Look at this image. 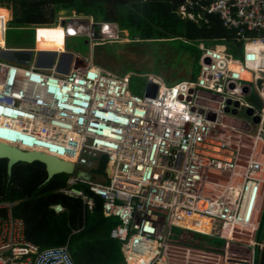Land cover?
<instances>
[{"label":"built area","instance_id":"2783aa9c","mask_svg":"<svg viewBox=\"0 0 264 264\" xmlns=\"http://www.w3.org/2000/svg\"><path fill=\"white\" fill-rule=\"evenodd\" d=\"M176 14L197 25L214 17L230 37L197 43L193 80L169 85L145 75L142 96L130 93V74L88 59L66 72L57 60L0 61V143L70 161L74 173L58 192L88 212L101 201L103 216L118 221L109 236L120 242L122 264H232L188 231L248 246L255 264L263 246L256 234L264 211V0H184ZM65 25L63 37L96 39L91 21ZM100 26L101 36L117 38L113 26ZM31 51L37 59L38 47ZM102 157L106 176L76 175ZM15 204L0 202V264H75L68 242L41 249L28 241ZM180 214L211 219L210 232L175 224ZM173 228L184 230L180 243L169 242Z\"/></svg>","mask_w":264,"mask_h":264},{"label":"trees","instance_id":"16d2710c","mask_svg":"<svg viewBox=\"0 0 264 264\" xmlns=\"http://www.w3.org/2000/svg\"><path fill=\"white\" fill-rule=\"evenodd\" d=\"M182 1L0 0V11L4 12L8 19L9 10L10 22L20 27H54L61 9L71 10L74 16L89 17L95 22L117 23L121 30H127L131 40L139 39L143 43L180 42L178 60L185 62L183 57L186 59L187 56H192V64L199 68L198 41L209 44L230 37L231 32L226 31L214 17L209 19V24L201 26L181 20L174 10ZM1 31L3 30L0 27ZM181 40H184V43ZM19 56L24 61L30 58L27 54V57ZM159 62H162L163 66L178 65V62L175 66L173 60L164 58H160ZM192 72L188 79H195V73ZM155 75L161 77L159 74ZM105 160L106 158L102 157L97 169L91 170L90 174L106 176ZM6 164V160H0V202L16 203L13 213L23 220L28 241L41 249L61 246L68 242V249L75 264L123 263L120 243L109 236L111 228L118 221L103 216L100 200L96 199L95 208L88 212L80 200L58 192L66 186L68 175L59 174L45 182L46 172L43 164L34 162L17 163L8 176ZM77 188L92 195L82 185ZM57 204L63 207L60 214L51 210V207ZM256 240L264 244V211ZM208 248L216 250L213 245H208ZM255 264H264V245L256 251Z\"/></svg>","mask_w":264,"mask_h":264},{"label":"rangeland","instance_id":"374dc122","mask_svg":"<svg viewBox=\"0 0 264 264\" xmlns=\"http://www.w3.org/2000/svg\"><path fill=\"white\" fill-rule=\"evenodd\" d=\"M69 16L70 14L63 17L61 16L59 20L65 19L66 17L69 18ZM6 21L7 19L4 12L0 11V27H2V29L5 28ZM64 27L66 28V25ZM98 29L99 32H102V27H98ZM46 30L47 29L42 28V33L38 28L20 27L9 21L4 33L5 48L7 51L10 49L15 52H5V50L3 51L1 49L0 61L20 65L17 62L24 60L23 58H20L19 55L26 56V53L16 52L35 49L36 35H38L41 37L39 38V43L37 45L38 51H61L64 46L65 53L70 55L71 59L68 71L73 66L76 58H80L83 61L84 59H88L93 65L106 69L118 76H123L126 73L130 74L129 91L133 95L142 96L144 94L147 85L145 75L149 73L161 75L166 84L169 85L189 78L192 71L195 73V78L198 76L199 68L192 64V56H187L186 59L183 57L182 59L185 60V62L178 60L177 54L181 51L178 48L181 44L180 42L167 41L166 43H143L140 40L131 39H129L130 42H125V40L119 38V40H117L119 42H113L108 39L104 41L93 40L85 43L87 40V36L85 35H76L73 37H63L62 35H58L51 38L44 35L47 34ZM53 30H55V28H53ZM118 30H121L120 25H118ZM103 35L107 36L104 33ZM119 36L122 37L123 34H119ZM128 37H130L129 34ZM94 42L98 43L93 45L92 43ZM181 42L184 43V40H181ZM175 52L176 56L174 55ZM56 57V55L51 56L52 63L50 66L54 65ZM160 58L171 61L173 60L174 65L176 66L177 62L178 65L176 67H171L170 65L163 66L161 64L162 62H159ZM35 59L36 57L32 54L30 63L34 64ZM81 65L80 62L77 64V66ZM239 117L242 116L240 115ZM80 172H84L87 175L90 174L88 169L78 166L76 168V175ZM182 232H184V230L180 231L173 228V236L169 238V242L180 243L178 237ZM190 233L193 232L188 231V234ZM194 234V239L202 237L208 245H213L217 251L224 252L230 257L232 264H250L251 251L248 246L236 243H226L218 238H210L199 233Z\"/></svg>","mask_w":264,"mask_h":264},{"label":"water","instance_id":"95a60500","mask_svg":"<svg viewBox=\"0 0 264 264\" xmlns=\"http://www.w3.org/2000/svg\"><path fill=\"white\" fill-rule=\"evenodd\" d=\"M69 10H62L60 11L61 16H66L69 14ZM61 24H64L62 21ZM39 36L36 35V43H39ZM85 43H87L85 41ZM37 48V47H36ZM9 52H15V51H9ZM19 53H28L31 55L32 51H19ZM42 54V51L39 52V55ZM55 54V53H54ZM70 56V55H69ZM64 57V56H62ZM36 66L40 67L41 62L38 59L36 62ZM68 70V69H67ZM65 70V72L67 71ZM247 114L251 115L252 110H247ZM255 122H258V118L254 119ZM0 160H6V170L7 175L10 176L11 169L14 165L17 163H25V164H32L34 162H38L43 164L46 172V179L45 182H48L52 177L59 175V174H65V175H72L74 173V165L68 161H64L62 159H59L58 157L45 153V152H39V151H22L16 147H13L9 144L0 143ZM79 176H84V173H79Z\"/></svg>","mask_w":264,"mask_h":264},{"label":"crops","instance_id":"0c3cea01","mask_svg":"<svg viewBox=\"0 0 264 264\" xmlns=\"http://www.w3.org/2000/svg\"><path fill=\"white\" fill-rule=\"evenodd\" d=\"M184 1V0H183ZM183 1H182V3H183ZM181 3V4H182ZM181 4H179V5H181ZM178 5V6H179ZM178 6H177V8H178ZM0 8H2V7H0ZM177 8L174 10V12H175V14H176V10H177ZM6 9V8H5ZM8 10V9H7ZM64 10V9H63ZM60 11H62V9L60 10ZM60 11H59V17H58V19L59 18H61V14H60ZM70 11V15L73 13V11H71V10H69ZM8 13H9V15H8V22L10 21V11L8 10ZM68 14V15H69ZM177 15V14H176ZM178 16V15H177ZM63 17V16H62ZM179 17V16H178ZM82 18V17H81ZM88 19H90V20H93V19H91V18H89V17H87ZM85 20H87L86 18H84ZM184 21V20H183ZM186 21H188V20H186ZM185 21V22H186ZM192 22V21H191ZM193 23V22H192ZM8 24V23H7ZM7 24H6V26H7ZM57 24H58V21H57ZM115 24H117V23H115ZM194 24V23H193ZM195 25H197V24H195ZM198 26H201V25H198ZM57 27V26H56ZM56 27H53V28H56ZM117 27H118V24H117ZM45 28V27H44ZM53 28H45V29H47L46 31H47V34H44V35H46V36H48V37H51V38H54V37H56V36H58V35H62L63 36V33L62 32H55V31H53ZM1 29H2V27H1ZM39 29V31L40 32H42L41 30H42V28H38ZM3 30V29H2ZM38 31V32H39ZM121 31H123V34H124V36L125 37H127L128 36V34H127V30H121ZM43 33V32H42ZM2 35H3V33H2ZM2 35H1V40H0V42L2 43L3 41H4V38L2 37ZM169 40H172V39H169ZM199 42V41H198ZM64 44V43H63ZM4 46V48H5V42H4V45L2 44V46H0V47H3ZM1 50V49H0ZM3 50V49H2ZM4 51V50H3ZM9 51H11L10 49H8V51H7V49L5 48V52H9ZM55 53V54H54ZM2 54V53H1ZM4 54V53H3ZM27 54V53H26ZM32 54H34V56H35V53H31V55H29V54H27L30 58L29 59H31L32 58ZM52 55H56L57 57H56V60H57V62H58V64H59V68H58V70L59 71H61V70H65V69H67L69 66H70V61H71V59H70V56L69 55H67L66 53H65V50H64V46H63V50H61V51H55V52H53V53H51L50 51H42V54L41 55H39L38 54V58L37 59H35L36 60V62L38 61V59L40 60V62H41V65H40V67H42V66H47V67H49L50 65H51V63H52V61H51V56ZM2 56V55H1ZM62 56H64V57H62ZM55 60V61H56ZM79 60V61H78ZM85 60V59H84ZM78 61V62H77ZM76 62H77V64L80 62L81 63V61H80V58H76ZM37 64V63H36ZM189 237L191 236V235H195L194 233H190V234H187ZM195 237V236H194ZM195 239H198V238H195ZM201 240H202V237H201ZM186 241V240H185ZM187 242V241H186ZM215 251H217V250H215ZM217 252H219V251H217ZM221 252V251H220ZM222 254H223V256H224V263H227L229 260H230V257H228L224 252H222Z\"/></svg>","mask_w":264,"mask_h":264},{"label":"bare ground","instance_id":"6f19581e","mask_svg":"<svg viewBox=\"0 0 264 264\" xmlns=\"http://www.w3.org/2000/svg\"><path fill=\"white\" fill-rule=\"evenodd\" d=\"M53 31H57V32H62V27L61 26H57L55 28V30ZM2 31L0 32V34L2 35ZM3 37V35H2ZM4 38V37H3ZM2 44L4 45V41L1 43L0 42V46H2ZM70 137H73L75 135H70ZM70 162V161H68ZM71 163V162H70ZM175 224L180 225L184 228L193 230V231H198V232H203V233H209L211 230V225H212V220L205 218V217H198V216H190V215H186V214H180L176 219H175Z\"/></svg>","mask_w":264,"mask_h":264},{"label":"clouds","instance_id":"9594fccd","mask_svg":"<svg viewBox=\"0 0 264 264\" xmlns=\"http://www.w3.org/2000/svg\"><path fill=\"white\" fill-rule=\"evenodd\" d=\"M71 17H82L83 18V20H85L84 18H86L87 20H85L87 23H89L90 21L92 22V24L94 25L93 26V30H94V33L96 34V39L95 40H99V41H104V40H108V39H110V40H112L113 42H115V41H117V40H119V38L120 39H122V40H125V42H130L129 41V38H127V37H125L124 36V34H123V31H121V30H118V27H117V24H115V23H106V22H95V21H93V20H90V19H88L87 17H83V16H81V15H77V16H74L73 15V13L69 16V18H71ZM67 20H68V17H66L65 19H58V24H56V26H59V23L61 24V22L63 21L64 22V24H61V25H64L65 26V23H67ZM102 24H106V25H111V26H113V28H115L116 30H117V38L115 39H113V38H110V37H107V36H104V35H100V32H99V29H98V27H101L100 25H102ZM56 26H54V27H56ZM63 26V27H64ZM51 28H53V27H51ZM65 28V27H64ZM119 34H123V36L122 37H120L119 36ZM78 35H83V34H78ZM76 36V35H75ZM85 36H87V35H85ZM99 38H101V40L99 39ZM136 40H139V39H136ZM89 41H91L89 38H88V36H87V40H86V42L88 43ZM117 42H119V41H117ZM98 42H94V43H92L93 45H96ZM38 44L36 43V45H35V48H36V46H37ZM31 51V50H30ZM17 52H19V51H17ZM16 52V53H17ZM33 53V52H32ZM51 53H53V52H51ZM78 62V61H77ZM149 74H153V73H149ZM125 75H128L127 73L125 74ZM125 75H123V76H125ZM147 75V74H146ZM155 75V74H154ZM81 173V172H80ZM82 173H84V172H82ZM70 176V175H69ZM181 231H182V229H181ZM258 242V241H257ZM120 243V242H119ZM259 243V242H258ZM263 244V243H262ZM264 245V244H263ZM263 247V246H262ZM262 247H259V246H257V250H259V248H262ZM121 251V250H120ZM122 253V252H121ZM123 256V255H122ZM123 263H124V258H123Z\"/></svg>","mask_w":264,"mask_h":264}]
</instances>
